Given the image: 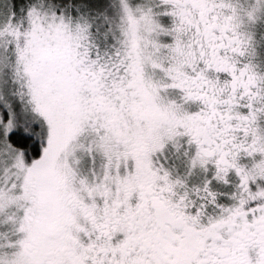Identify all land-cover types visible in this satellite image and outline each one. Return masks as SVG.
I'll use <instances>...</instances> for the list:
<instances>
[{"label":"snow or ice","instance_id":"6c2138e0","mask_svg":"<svg viewBox=\"0 0 264 264\" xmlns=\"http://www.w3.org/2000/svg\"><path fill=\"white\" fill-rule=\"evenodd\" d=\"M0 264H264V0H0Z\"/></svg>","mask_w":264,"mask_h":264}]
</instances>
